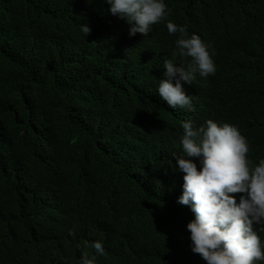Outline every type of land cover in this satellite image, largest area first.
<instances>
[{"label": "trees", "instance_id": "obj_1", "mask_svg": "<svg viewBox=\"0 0 264 264\" xmlns=\"http://www.w3.org/2000/svg\"><path fill=\"white\" fill-rule=\"evenodd\" d=\"M165 3L215 51V75L182 82L195 112L157 93L184 60L167 21L130 37L103 0H0V264H79L93 241L97 264H206L172 154L181 121L212 119L264 159V0Z\"/></svg>", "mask_w": 264, "mask_h": 264}, {"label": "clouds", "instance_id": "obj_2", "mask_svg": "<svg viewBox=\"0 0 264 264\" xmlns=\"http://www.w3.org/2000/svg\"><path fill=\"white\" fill-rule=\"evenodd\" d=\"M108 13L126 22L128 35L148 36L152 26L166 22L170 35L178 34L173 56L163 61V77L157 93L171 109L195 112L192 95L182 82L192 84L197 74L215 75V51L187 26L168 20L171 10L165 0H103ZM86 37L91 28L80 24ZM180 151L174 152L175 169L182 172V193L177 199L194 214L186 224L190 250L206 264H256L264 262V159L248 158L249 141L231 123L209 119L196 126L192 119L181 121ZM239 194L238 198L237 195ZM70 235H74L70 233ZM93 250L81 253L79 264H97L106 256L102 241L86 244Z\"/></svg>", "mask_w": 264, "mask_h": 264}]
</instances>
